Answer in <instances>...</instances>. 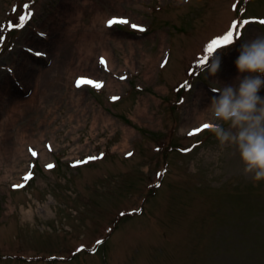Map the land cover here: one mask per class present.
Instances as JSON below:
<instances>
[{
    "label": "rangeland",
    "instance_id": "1",
    "mask_svg": "<svg viewBox=\"0 0 264 264\" xmlns=\"http://www.w3.org/2000/svg\"><path fill=\"white\" fill-rule=\"evenodd\" d=\"M262 19L264 0H0V264H264V180L206 129L188 135L203 122L182 127L237 82ZM233 21L209 76L199 61ZM142 97L155 123L136 114Z\"/></svg>",
    "mask_w": 264,
    "mask_h": 264
},
{
    "label": "clouds",
    "instance_id": "2",
    "mask_svg": "<svg viewBox=\"0 0 264 264\" xmlns=\"http://www.w3.org/2000/svg\"><path fill=\"white\" fill-rule=\"evenodd\" d=\"M187 2V0H185ZM215 53V52H213ZM212 53V54H213ZM234 63L235 84L214 88V95L204 110L203 125L214 135L221 148L234 147L245 174L254 182L264 180V34L242 43ZM222 54L209 55L203 70L216 76Z\"/></svg>",
    "mask_w": 264,
    "mask_h": 264
},
{
    "label": "snow or ice",
    "instance_id": "3",
    "mask_svg": "<svg viewBox=\"0 0 264 264\" xmlns=\"http://www.w3.org/2000/svg\"><path fill=\"white\" fill-rule=\"evenodd\" d=\"M24 8L28 9L29 5L25 4ZM31 16H32L31 11H26L24 14L19 16V23H17L16 25L9 24L8 28H13V27L22 28L24 26L25 22H27L30 19ZM107 23H108L109 26H113V25H119V24H127L128 21L125 18L113 17L112 19H109ZM249 23H250V21L245 19V20L242 21V23L239 24V28L243 29L245 27V25H249ZM259 24L260 25H264V19L259 20ZM131 27H132V29L137 30L139 32H144L145 31V29L142 26L137 25V24H132ZM237 27H238L237 22L233 21L232 24H231V28L224 35L212 39L211 42L208 43L206 48H205V52L207 53V55H205L203 58H201L199 63L203 64V62L205 61L207 56L212 55V53L215 52L217 49H221L223 46L233 45L234 44V32H235V38H239L240 35H241V33L239 31H237ZM41 35H44V34H41ZM2 41H3V38L0 37V43H2ZM29 51H31V50H29ZM35 55L41 56L43 54L40 53V52H36ZM101 63H104V61L101 60ZM161 66L163 67V65H161ZM185 83H188V82H185ZM76 84H77L78 87L81 86V85H84V84L94 85L97 88H99L101 86L97 82H94V81H91V80H87V79H84V78L78 79L76 81ZM181 87H183V85H181ZM113 99L115 100L117 98L113 97ZM205 129H206V125H202L200 127L193 128L192 131H190L188 133V135L189 136H193V135H195L197 133L202 132ZM193 147H195V145ZM187 151H190V149H188ZM32 155L35 156L36 152L33 151ZM128 155L131 156L132 154L128 153ZM90 159H97V157H91ZM48 167L51 168L52 165H48ZM31 175H32L31 173H28V175H26L24 177L25 181L29 180L31 178ZM14 187H23V185H14ZM122 215H123V213H122ZM96 243L100 244L101 241H97ZM92 251L94 252L95 248H93Z\"/></svg>",
    "mask_w": 264,
    "mask_h": 264
},
{
    "label": "bare ground",
    "instance_id": "4",
    "mask_svg": "<svg viewBox=\"0 0 264 264\" xmlns=\"http://www.w3.org/2000/svg\"><path fill=\"white\" fill-rule=\"evenodd\" d=\"M85 10H87V7H85ZM98 16H94V20L96 22V20H99V19H96ZM100 17V16H99ZM101 19V18H100ZM109 19H112L111 18H105L104 21L108 22ZM94 25V24H93ZM113 26H116V25H113ZM88 30H89V34L90 36L92 37V39H95L99 42V44L101 45V48H103V54L108 57L109 59V66L111 69L114 68V61H113V57H112V52L110 51L109 48H107L105 45V40H104V37L103 36H99L97 34H95L93 31L94 29H92V26L90 27H86ZM137 52V51H136ZM136 54V53H135ZM126 62L128 65H131V64H134V62L132 60L129 59V57L127 56V59H126ZM146 62H149V63H146L147 64V71H146V76L147 78H153L154 75H152V73L154 72L153 71V65L157 62L156 59H153V58H150L148 60H146ZM70 70L74 69L73 67H69ZM160 90H163V87L159 88ZM32 97V96H31ZM149 106L148 105V102L146 100L145 97H142L139 101V104L137 106V110H136V114L141 116V117H145V118H149L150 119V122L151 123H155L156 122V118L154 116L153 113H150V110H149ZM195 111V110H194ZM204 112L202 111H195V112H192L191 115H189L187 118H186V122L182 125V127L184 129H186L187 127L193 125L194 123H201V122H204V119H205V116L203 115ZM193 127V126H192ZM191 128V127H189ZM130 143H125L123 145V150L125 151L126 149H128V146H129ZM28 145V144H27ZM27 145L24 147L22 145V148L23 150H20V153L23 154V156H27ZM46 155V152L42 153V157H44ZM40 209H44V207H39ZM9 212H13V207L11 205H9Z\"/></svg>",
    "mask_w": 264,
    "mask_h": 264
}]
</instances>
